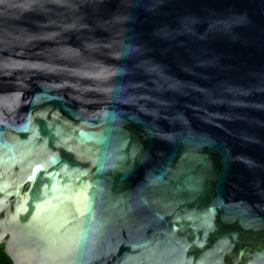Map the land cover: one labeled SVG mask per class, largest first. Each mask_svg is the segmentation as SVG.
<instances>
[{"label":"water","instance_id":"1","mask_svg":"<svg viewBox=\"0 0 264 264\" xmlns=\"http://www.w3.org/2000/svg\"><path fill=\"white\" fill-rule=\"evenodd\" d=\"M0 245L264 264V0H0Z\"/></svg>","mask_w":264,"mask_h":264},{"label":"trees","instance_id":"2","mask_svg":"<svg viewBox=\"0 0 264 264\" xmlns=\"http://www.w3.org/2000/svg\"><path fill=\"white\" fill-rule=\"evenodd\" d=\"M0 264H12L10 258L3 251V245H0Z\"/></svg>","mask_w":264,"mask_h":264}]
</instances>
